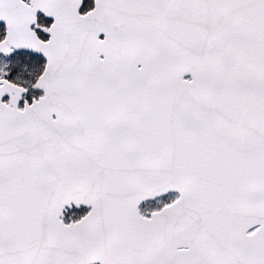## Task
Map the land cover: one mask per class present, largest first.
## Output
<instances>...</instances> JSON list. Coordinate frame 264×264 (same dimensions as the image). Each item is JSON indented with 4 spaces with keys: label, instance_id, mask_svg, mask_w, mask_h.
<instances>
[{
    "label": "snow or ice",
    "instance_id": "1",
    "mask_svg": "<svg viewBox=\"0 0 264 264\" xmlns=\"http://www.w3.org/2000/svg\"><path fill=\"white\" fill-rule=\"evenodd\" d=\"M0 264H264V0H0Z\"/></svg>",
    "mask_w": 264,
    "mask_h": 264
}]
</instances>
